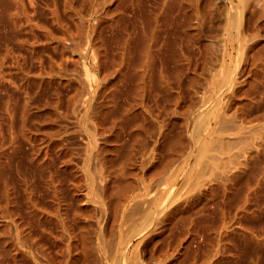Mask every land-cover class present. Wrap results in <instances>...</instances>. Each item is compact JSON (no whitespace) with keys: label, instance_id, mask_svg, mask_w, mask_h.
<instances>
[{"label":"bare ground","instance_id":"obj_1","mask_svg":"<svg viewBox=\"0 0 264 264\" xmlns=\"http://www.w3.org/2000/svg\"><path fill=\"white\" fill-rule=\"evenodd\" d=\"M222 1L226 8L218 13ZM27 2L0 0V7L8 8L4 13L7 15L9 11L7 17L3 14L4 20L14 27L29 24L32 17ZM73 3L74 0H66L76 30L65 27L66 23L62 27L64 35L56 36L57 45L51 43L54 48L61 49L62 58L59 56L55 62L45 60L32 74L23 73L34 84L33 99L29 96L33 101L29 103L24 99L28 101L24 105L18 99L24 105L21 107L18 103L22 108L19 115L13 113L16 111H12L13 108L12 112L7 110L15 114L8 113L15 117L11 123L15 139L23 137L30 144L27 159L34 166L23 170L30 187L22 201L13 196L10 187L7 188L8 183L0 189V254L9 252L14 259L12 264H159L165 252L173 253L172 257L168 255L171 259L167 262L168 256L165 258L164 254L165 264H179L181 251L188 250L195 227H209L216 221L214 218L209 223L215 214L211 213L214 207L210 205L221 207V199L231 203L239 195L238 184L242 185L247 175H253L255 167L263 162L260 159L264 156V111L261 113L258 106L260 113H256L253 108L255 89L252 91L249 87L253 86L249 85L253 79L249 82L246 76L252 70L250 65L259 69L257 63L264 57V0H124L133 17L126 31L118 28L115 40L105 37L104 20L92 22L90 18L88 24L83 23L84 16ZM54 11H58L57 8ZM60 17L59 11L53 14L59 24ZM113 18L108 16L110 28L117 31V16ZM193 29L197 35H207L203 45L204 62L198 76L190 74V78L184 80L179 59L180 54L185 57L188 53L186 57L191 61ZM47 37L49 41L55 38ZM112 42L116 43L117 52L111 49ZM6 52L4 54L8 55ZM69 55L75 62L66 59ZM159 57L173 60L177 68L159 70ZM192 68L195 72L198 64L189 67ZM257 73L253 77L258 78ZM263 86L260 93L264 92ZM239 89H242L241 95ZM41 93L46 95L40 98ZM5 97H2L4 101ZM9 98L7 96L6 101ZM10 102L6 104L9 106ZM233 103H236L235 110H232ZM160 113L169 119H161ZM71 136L80 141L79 147L69 144V140H73ZM163 143H167L166 151H162ZM162 152H166L165 155ZM259 171L256 172L258 176ZM41 179L45 181L44 199L47 201L35 196L37 181ZM257 179L255 187L261 185L259 180L264 178ZM244 186L245 183L241 187L247 189ZM248 190L238 199L241 205L234 208L242 213L240 217L254 207L249 205L251 189ZM255 198L252 201L255 202ZM208 206L212 208L210 213L206 211ZM226 210L224 208V213ZM256 211L253 208L250 213ZM207 213L213 215L209 218ZM235 216L233 221L227 219L228 222L234 223V219L239 218ZM223 218L220 214L211 226L218 230V236H229L235 228ZM248 220L251 222L249 217ZM38 224L42 225L40 232L35 228ZM177 229H182L185 236L181 233L182 241L179 240L181 234L180 238L177 236L182 248L178 247L180 255L176 256V242L169 237L172 238ZM203 230L199 234H203ZM247 233L250 232L246 230ZM212 234L215 232L205 237ZM221 238L225 240V236ZM252 238L255 243V237ZM261 238L258 237V241L264 243V236ZM166 240L169 244L164 249ZM249 241L245 243L252 242ZM200 245H197V253ZM220 246L224 247L225 243ZM162 249L163 254L159 255ZM221 249L220 252H226L224 257L229 256L227 248L224 252ZM209 250L201 256L207 255L210 259L218 256H212ZM236 252L234 256H238ZM262 258L254 262L257 264ZM226 262L228 264L227 259ZM217 263L221 262L217 260ZM0 264L8 263L0 261Z\"/></svg>","mask_w":264,"mask_h":264},{"label":"rangeland","instance_id":"obj_2","mask_svg":"<svg viewBox=\"0 0 264 264\" xmlns=\"http://www.w3.org/2000/svg\"><path fill=\"white\" fill-rule=\"evenodd\" d=\"M26 1H28L26 4H27V6L29 5L30 7H28L30 10V13H31V15H30V18L32 19L30 22H29V24L25 21V15L23 16L24 18H23V22H26V25H25V23L23 24V23H21L23 26H19V27H14V25L13 24H10L9 25V23H7V21H5L4 20V17H5V15H6V13H4V12H6V11H4V10H8V8H5V7H0V52H1V54H0V59H5L6 58V60H1L2 62H4V61H6V62H8V63H6V62H4V63H2L1 61H0V63L4 66V67H2V65L0 64V73H1V75H0V163L2 162V168H0V174H1V177H0V182L2 183L1 184V190H3L2 189V187L4 188L5 186L4 185H6L7 183L9 184V186H7V188H9L10 187V189L12 190V192H13V196H15V197H17L19 200H21V199H24V197L27 195V188L28 187H30L28 184H27V180H25L24 179V176H23V173H24V171L23 170H25L26 168H30V167H32V166H34L33 164H31V162H30V160L29 159H27V155H28V152H29V150H30V144H29V142H27L23 137H19V138H17V139H15V137H14V134H13V129H12V121H13V119L15 118H12V116H14L15 114H11L10 112H12V111H15V112H13V113H17L18 112V115H19V113H20V108L22 107V105L24 104L25 105V103L27 104V102L29 101V103H30V101L33 99V96H34V89L32 88V87H34V84H32V82H30V81H28V79H26L25 78V76L26 75H24V74H27V73H31L32 71L34 72V71H37L38 69L37 68H39V66H40V62H46L45 60H47V62H53L55 59H57V60H59V56H61L62 54H61V49H57L56 47V49L53 47V45L54 44H56L57 45V43H58V37L60 36L61 37V35H64V33H62V29H64V28H62L63 26H65V24H66V26L65 27H69V28H71V30H76V27H74L75 26V23H74V20L72 19V17L70 18L69 16H70V9H69V7L68 8H66L67 6H66V0H25V2ZM76 2V3H75ZM73 4H76V6H77V8H78V10H79V12H81L80 14L82 15V16H84L83 17V19H82V21H83V23H86V24H88L89 22V20H90V18H92V22L94 21V20H97V19H99V20H104V28H103V33H104V35H106L105 37H108L109 39H114L115 40V38H116V36H117V32L119 31V29L118 28H122V31H126L127 30V28H128V25L130 26V20H131V18L133 17L132 16V12H130L128 9V6L127 5H125L124 4V0H74V3ZM219 5L221 6V8H219V10H218V13H220V12H222L225 8H226V3H223V1L222 2H220L219 3ZM1 6V5H0ZM57 6V7H56ZM5 8V9H4ZM56 8H57V10L59 11V15L61 16L60 17V24L57 22L58 21V19L57 20H54L53 19V14H55V12H58V11H54V10H56ZM77 8H76V10H74V11H77ZM53 9V10H52ZM95 9L97 10V13H95ZM66 11H67V13H66ZM7 13L9 14V11H7ZM95 13V14H94ZM119 13H120V16H118L119 15ZM3 14H5V15H3ZM7 14V15H8ZM131 14V15H130ZM7 15H6V17H7ZM68 15V16H67ZM92 15H93V17H92ZM123 15H124V17H123ZM4 16V17H3ZM79 16V15H78ZM108 16L109 17H114L113 19H115L116 18V16H117V18H116V20H118V22H116L115 24H116V29H117V31L116 30H113L112 28H110V20L108 19ZM132 16V17H131ZM63 17V18H62ZM62 19V20H61ZM78 19H80V17H78ZM73 20V21H72ZM224 22V18H223V20H222V23ZM30 23H31V25H30ZM222 23L221 22H219V26H221L222 25ZM63 24V25H62ZM74 24V25H73ZM72 25H73V29H72ZM30 26V27H29ZM24 27V28H23ZM184 29H186L185 27L183 28V30H182V33L184 34V32H185V30ZM43 30V31H42ZM46 31V32H45ZM44 32H45V34L47 33H49V35H45L44 34ZM52 33V34H51ZM181 33V34H182ZM192 33H193V37H192V40H193V43H192V47H190V49L192 50V52H190V55H191V61H190V58H189V61H188V59H187V57L186 56H188V53L186 54V56L184 57L182 54H180L181 56H180V59L179 60H181L180 61V66H182V74H181V76H182V79H184V80H187L188 79V77L190 78V74L192 75H197V74H199L200 73V71H202L201 70V67L203 66V64H201V63H203L204 62V54H205V50H204V43L205 42H207L206 41V39H207V35H200V34H198L197 35V33H196V31L193 29V31H192ZM191 33V34H192ZM55 35V36H54ZM76 35H77V37H78V33H76ZM36 36H38V37H36ZM47 36H50V37H55V38H53V40L52 39H50V41H49V38L47 37ZM56 36H58L57 38H56ZM40 37H41V40H40ZM43 37H45V39L43 38ZM47 38H48V40H47ZM28 42H27V41ZM38 40V41H37ZM43 40H45V41H43ZM9 41H11L13 44L11 45V43H9ZM37 41V42H36ZM55 41H57V43L54 42ZM17 42V43H16ZM44 42H45V44H44ZM47 42V43H46ZM9 43V44H8ZM14 43H15V45H14ZM51 43L53 44V45H51ZM67 44H69V42H67ZM13 45H14V47H13ZM55 45V46H56ZM115 45H116V43L115 42H112V45H111V49H113V52H117L116 51V49H115ZM9 48H8V47ZM10 46H11V48H10ZM8 49H7V48ZM5 48V49H4ZM8 50V51H10V49L12 50L13 49V51H15V52H9L8 53V51L6 52L5 50ZM6 53H8V55H6V54H4L5 52ZM60 50V51H59ZM190 50V51H191ZM203 51H204V53H203ZM4 52V53H3ZM60 52V53H59ZM2 53L4 54V56H2ZM11 53H13V54H11ZM59 53V54H58ZM61 54V55H60ZM75 56L77 55L76 54V52H74L73 53ZM11 55V56H10ZM8 56V57H7ZM70 56H72V55H69L68 57L67 56H64V58H66V59H69V58H71ZM183 56V57H182ZM263 56H264V53H263ZM50 57V58H49ZM52 57H54V58H52ZM59 57V58H58ZM7 58H9L8 60H7ZM61 58H62V56H61ZM264 58V57H263ZM262 58V59H263ZM50 59V60H49ZM53 59V60H52ZM262 59H261V61H262ZM13 60V61H12ZM40 60V61H39ZM57 60H55V61H57ZM179 60L178 61H176V62H179ZM264 60V59H263ZM19 61V62H18ZM54 61V62H55ZM261 61H259L260 63H257V64H259V65H257L256 64V62H255V65H257L258 67L257 68H259V69H256V66H254V64L253 65H250V67H251V69L252 70H250V72L251 71H253L255 74H253L252 72L250 73V72H248L249 74H247V80L249 81L250 79H253V80H250L251 81V83H249V85H253V86H249V85H247V86H249V87H251V89L252 88H254L255 90H257V91H255L254 89H252V91L254 90V92L252 93L253 94V97H254V100H255V103H254V109H255V111H256V113H260L261 111L263 112L264 111V104H262L261 102L262 101H264V92H262V93H260L261 92V88H262V86L264 85V61H262L263 63H261ZM10 62V63H9ZM12 62V63H11ZM14 62V63H13ZM59 62V61H58ZM60 62H63V60H61L60 59ZM69 62H75V58L73 59V58H71L70 60H69ZM238 63H240V62H238ZM7 64V65H6ZM39 64V65H38ZM197 65L198 64V69L197 70H195V72H194V69L192 68V70H190L189 69V67L191 66V67H193L194 65ZM263 64V65H262ZM6 66V67H5ZM253 66V67H252ZM262 66V67H261ZM1 67L4 69V71L1 69ZM261 67V68H260ZM24 68V69H23ZM167 69V68H172V69H174V68H177V64L173 61V60H167L166 58H162V57H159V70L160 69ZM33 69V70H32ZM248 69H250V68H248ZM26 70H29V71H26ZM256 70H258L259 72L257 73V71ZM198 72V73H197ZM24 73V74H23ZM256 73H257V76H258V78L256 77V76H254L253 77V75H256ZM5 75L4 77L2 76V75ZM32 74V73H31ZM250 77H249V76ZM198 76V75H197ZM253 77V78H252ZM249 78V79H248ZM263 78V79H262ZM255 79V80H254ZM262 79V80H261ZM23 80V81H22ZM25 80V81H24ZM257 80H259V81H257ZM260 80L262 81L261 83L262 84H258V83H260ZM249 81V82H250ZM252 81H254V84H253V82ZM257 81V82H256ZM256 84V85H255ZM257 87V89H256V87ZM260 86V88H259V86ZM18 88L20 89V90H18ZM240 88V87H239ZM248 88V87H247ZM240 91V95H241V92H242V89H239ZM259 90V91H258ZM20 91L22 92V93H20ZM237 91H238V89H237ZM263 91H264V86H263ZM255 92H257V94L259 95V97L257 96V94H255ZM255 94V95H254ZM262 94V95H261ZM32 95V96H31ZM46 94L45 93H41V94H39V97L40 98H43L44 96H45ZM6 96V97H5ZM7 96L8 97H10L9 99L10 100H8L7 99V101H6V98H7ZM29 96L32 98H29ZM256 96V97H255ZM263 97V98H260V97ZM2 97L4 98L5 97V101H4V99H2ZM38 97V99H40ZM257 98H259V99H257ZM18 99H19V101L20 102H23V104L22 103H19L18 102ZM24 99H27L28 101H24ZM261 99V100H260ZM4 101V102H3ZM11 101V102H10ZM33 101V100H32ZM31 101V102H32ZM7 102H10V103H8L9 104V106L6 104ZM21 104V107H19L20 105L19 104ZM28 103V104H29ZM258 103V104H257ZM264 103V102H263ZM16 104V105H15ZM18 104V105H17ZM235 104L236 103H233L232 105L234 106V108H232V110H235L236 109V107H235ZM6 105L8 106V107H6ZM23 105V106H24ZM13 106V107H12ZM15 106V107H14ZM232 106V107H233ZM258 106H260V108L262 109H258ZM9 107H11V108H9ZM8 108V109H7ZM12 108H13V110H12ZM15 108V109H14ZM17 108H18V110H17ZM22 109V108H21ZM10 111V112H8V111ZM12 110V111H11ZM260 112H259V111ZM261 112V113H262ZM8 113H10V115H12V116H10ZM256 113H254V114H256ZM163 114L162 113H160L159 114V116H160V118L162 119V117H163V119H169L168 117H167V115H165V113H164V115L165 116H162ZM10 116V117H9ZM11 118H12V120H11ZM19 118V117H18ZM176 119V118H175ZM174 119V120H175ZM70 139L71 138H73V140H74V138H75V140L73 141L72 139V141H70L69 140V144H74L73 146L74 147H76V146H80V141H78V139H76L77 137H73V136H71V137H69ZM75 141H76V144H75ZM72 142V143H71ZM78 142V143H77ZM167 145V143H163L162 144V151H166V146ZM78 146V147H79ZM16 147H18V149L17 150H15V148ZM166 148V149H165ZM162 153H164L163 155H165V153L166 152H162ZM264 156H262V159H260V160H262L263 162H264ZM263 162H260L261 163V166H260V164L258 165V166H260V167H255V169H254V171L252 172V174L253 175H247V179L245 178V180L243 181V183H242V185H241V183H240V185L238 184V187L240 188V191H239V195L238 196H236L237 197V199H236V197L235 198H233L232 200H231V203L229 204L228 203V201H224L223 199H221V201H220V204H222V208L224 207L225 208V210H226V208H227V213H224L225 211H224V208L223 209H221V207L219 206V207H217L218 205H215V204H211L210 206L213 208H210V206H208L209 208H207V210L206 211H208V210H210V209H212L213 211L211 212V210L208 212V213H213V212H215V214L216 215H218V217L217 216H214L213 214H209L208 215V213H207V215H208V217L210 218V215H213V216H211V218H210V222L209 223H211L212 221H213V219L215 218V220L217 221V218H219V215L221 214V216L222 217H224L223 219H226L225 221H227L228 222V220L227 219H229L230 220V218H231V221H233L232 220V217H234L235 216V214H237L238 216H239V218L238 219H240L241 218V220H242V217H243V220L241 221V220H238V219H234V223L233 222H228L230 225H231V227H233V228H235L234 229V232H232L233 234H231V233H229V236H228V234H226V235H223V236H225V240H222V238L221 237H223V236H218V232H216V231H218V230H214L213 229V226H211V225H213V224H215L216 223V221L215 222H213V223H211V224H209V227L207 226H201L200 227V225H198L197 227H195V233H193L192 235H193V237H191V243L190 244H188V250H186V253L187 254H189V252H190V254L189 255H187L186 253H184L183 251H185V250H180L181 251V253H182V255H180L179 253L177 254V250L180 248H182V245L181 244H179L178 242H181L182 241V239H184L183 237L185 236V234H183L184 233V231L182 230V229H177L176 231L178 232V234H176L175 235V233H176V231H175V233H174V235L172 234L171 235V237L173 238V236H175L174 238L176 239H172V238H170L169 237V240H172L173 242H176V244H175V255L177 256V255H180V256H182V259L180 258V260L182 261H180L179 260V264H183V263H185V264H198L199 262H200V264H215L216 262H217V260H218V262L220 261L221 263L220 264H227V262H226V259H227V261H228V264H234V262H235V264L236 263H240V264H244V262H245V264H256L255 262H254V260H256L257 259V261L259 260V258H261V257H264V254L261 252V251H264V250H261V249H263L264 248V243H261V241H258V237H259V239L262 237L263 238V236H264V183L262 184V181H264V179L262 180L261 178H264V172H261V171H263V169H264V166L262 167V165L264 164ZM263 163V164H262ZM256 168H259L258 170L256 169ZM1 169H2V171H1ZM261 169V171H259ZM258 171H259V176L257 175V173H258ZM257 172V173H256ZM261 174H263V176H260ZM3 175H4V177H3ZM258 176V177H260V179L261 180H259V182L261 181V185H259L258 187H255L256 185H258V177L256 178L255 176ZM251 176H253V178L251 177ZM2 178H3V180H2ZM252 178V179H251ZM256 178V179H255ZM249 179V181H247ZM251 179V180H250ZM257 182H256V181ZM2 181H4V182H2ZM39 184H38V187H37V190H35V196H37V197H39V198H41L42 199V201H47L46 199H44V197H45V195H46V192H47V189H46V187L44 186V180L43 179H41V180H38L37 181ZM249 182H251V183H249ZM4 183V184H3ZM41 183V184H40ZM245 183V185L247 186V189H245L244 190V188H242L243 187V184ZM257 183V184H256ZM7 184V185H8ZM252 186H251V185ZM256 184V185H255ZM3 185V186H2ZM251 187H250V186ZM255 185V186H254ZM242 186V187H241ZM246 186H244L245 188H246ZM249 186V187H248ZM238 187L236 186V190L238 191L239 189H238ZM40 188V189H39ZM242 188V189H241ZM252 188H254V190H252ZM39 189V190H38ZM248 189H251V194L249 195L250 196V201H249V205H251V207L252 206H254L253 208H254V211H256L255 209H257V211H256V213L254 212V213H250L251 212V210L253 211V208H251V210H248L247 211V214H251L250 216H248L246 213H244L243 214V216L242 217H240L241 216V214H239L238 213V211L236 212V209H237V205H241V203H238L239 202V200L238 199H240V197H241V195L243 194V193H245L246 192V190H248ZM244 191V192H242V191ZM248 191H250V190H248ZM254 191V192H253ZM250 193V192H249ZM257 193V194H256ZM26 194V195H25ZM256 194V195H255ZM252 196H254L253 198H252ZM256 197V198H255ZM255 198V202L254 201H252L253 199ZM44 199V200H43ZM236 200V201H235ZM22 201V200H21ZM235 201V202H234ZM222 202V203H221ZM232 202H233V204H232ZM240 202H241V200H240ZM25 203V202H24ZM24 203H22L23 204V206H25V204ZM47 203V202H46ZM235 203H238V204H235ZM251 203H253V205L251 204ZM254 203H255V205H254ZM225 204H227L226 206H225ZM229 204V205H228ZM231 204L233 205V206H231ZM212 205H215V206H212ZM234 205H236V207L234 206ZM231 208H230V207ZM229 207V208H228ZM85 208H86V206H85ZM232 208L234 209V208H236V209H234V210H232ZM215 209H217V212L215 211ZM218 210L220 211V210H222V211H220V213L218 212ZM241 210V209H240ZM222 212V213H221ZM234 212V213H233ZM236 212V213H235ZM246 212V211H245ZM249 212V213H248ZM223 213H224V215H228V214H230V217H229V215L228 216H224L223 215ZM254 214H256L255 216L257 217H254V216H252V215H254ZM257 214H259V215H257ZM263 214V215H262ZM233 215V216H232ZM244 215H247L248 217H249V219L251 220V222L248 220V217L247 216H244ZM232 216V217H231ZM238 216H235L236 218L238 217ZM250 217H252V218H250ZM254 217V218H253ZM259 217V218H258ZM244 218H247V219H244ZM262 218V219H261ZM212 219V220H211ZM255 219H258V221H256L255 222ZM261 219V220H260ZM245 220V221H244ZM236 221H237V223H236ZM246 221H248L249 222V224L251 225H249L248 226V224H246L245 222ZM254 221V222H253ZM226 222V223H227ZM241 222V223H240ZM242 222L245 224V227H244V225L242 224ZM247 222V223H248ZM235 223H236V225H235ZM240 223V224H239ZM256 225H255V224ZM234 224V225H233ZM237 224H238V227H236L237 226ZM246 225L248 226V227H250L249 229H247L248 227H246ZM254 225V226H253ZM239 226H241V228L239 227ZM243 226V227H242ZM200 228V230H198L199 228ZM204 227V228H203ZM211 227H212V229H211ZM253 227H255V229L256 230H258V231H260V232H258V231H255V229L253 230V232L251 231L252 229H253ZM36 230L37 231H41L42 230V225H40V224H38L36 227ZM198 228V229H197ZM237 228H239V229H237ZM244 228V229H243ZM204 229V230H203ZM208 229V230H207ZM209 229H210V232L211 233H214L215 232V235H211L210 237L212 238H210L208 235L210 234V232H208L209 231ZM243 229V231H241ZM263 231H262V230ZM181 230H182V232H181ZM202 230L204 231L203 232V234H199V233H202ZM212 230V231H211ZM213 230H214V232H213ZM236 230V231H235ZM237 230H239V231H237ZM246 230L248 231V232H250V233H247L246 234ZM199 231V232H198ZM205 231H207V232H205ZM230 231H232V230H230ZM180 232V233H179ZM238 232V233H237ZM240 232V233H239ZM242 232V233H241ZM263 232V233H262ZM184 235H182V234ZM208 233V235H206V236H208V237H205V234H207ZM236 233V234H235ZM252 233V234H251ZM256 234V236H257V234H258V237H256L254 234ZM179 234H181L180 235V237H179ZM197 234H199V235H197ZM260 234H261V236H260ZM263 234V235H262ZM194 235H195V239H197V240H195L194 239ZM196 235L201 239V241L198 239V237L196 238ZM216 235H217V237H216ZM235 236V235H237V236H235V237H232V236ZM238 235H239V237L240 238H238ZM248 235V236H247ZM180 238H178V237ZM229 237V238H226V237ZM231 236V237H230ZM248 237V238H243V237ZM253 236V238L255 239V243L253 242V240H251V237ZM213 237H214V239H213ZM219 238V239H216V238ZM237 237V239L235 240V238ZM232 238H234V239H232ZM250 238V241H252V242H250L248 239ZM252 238V239H253ZM261 238V239H262ZM181 240V241H177V240ZM194 241H193V240ZM216 239V241H214ZM226 239H227V243H226ZM230 239H232V240H230ZM243 239L244 241H241V240ZM168 240V239H167ZM165 241V242H167L166 244L164 243V245H163V248L164 249H166V248H168V244H169V240L168 241ZM229 240H230V242L231 243H229ZM236 241V243H238L240 246L241 245H245L244 247H246L247 249L250 247V249H248L251 253H247L246 251H247V249H245L243 246L242 247H240V246H238V244L236 245V243H235V245H234V242ZM250 242V243H245V241L246 242H248V241ZM195 241H200V242H195ZM207 241V242H206ZM211 241V242H210ZM237 241H240V243L239 242H237ZM256 241H257V243H256ZM221 242L223 243V244H221ZM242 242V243H241ZM244 242V243H243ZM199 243V244H198ZM205 243H206V245H205ZM209 243H211L210 244V247L208 246V244ZM215 243V244H214ZM217 243H219V244H217ZM224 243H225V246H224ZM252 243V244H251ZM260 243L262 244V246H260L259 248H261L260 250H259V248L257 249V247L260 245ZM51 244V243H50ZM178 244V245H177ZM192 244V245H191ZM199 246L200 244V248L198 247V249H200V250H198L199 252L197 253V245ZM215 245V246H213V245ZM217 244V245H216ZM230 244V246H231V249H230V246L229 247H227L228 245ZM249 244H250V246H249ZM253 244H255V245H253ZM257 244V245H256ZM196 245V246H195ZM205 245V246H204ZM220 245H223L224 247H225V249H223L224 247H222V246H220ZM192 246V247H191ZM195 246V247H194ZM202 246H204V247H202ZM222 247V249L220 248V247ZM238 246V247H237ZM248 246V247H247ZM252 246V247H251ZM254 246V247H253ZM257 246V247H256ZM179 247V248H178ZM206 247H208V248H206ZM216 247V248H215ZM240 247V248H239ZM256 247V248H255ZM263 247V248H262ZM203 248H205L206 249V251H203ZM219 248V249H218ZM228 249V255L229 256H225L224 257V255H226L225 253H222V252H220L219 250L221 249V250H223V252L224 251H227V249ZM232 248H233V250H232ZM236 248H239V249H237L236 250ZM245 250H244V249ZM252 248H254V249H252ZM164 249H162L161 251H159V255H161V253L164 251ZM191 249H192V254H193V256H194V258H193V256H191L192 254H191ZM195 249V250H194ZM204 249V250H205ZM209 250V253H211L212 254V256H214V255H218V256H221L222 258H218V256H214L215 257V259H214V257L212 258V259H210V257H208L207 255H204V254H202V255H204V256H206V257H202L201 256V253H204L205 252V254L207 253V251ZM214 249H215V251H214ZM216 249H218V250H216ZM230 249V250H229ZM240 249H243V250H240ZM259 250V251H257L256 252V250ZM190 250V251H189ZM253 250V251H252ZM1 251H2V248H0V253H1ZM189 251V252H188ZM196 253H194V252ZM211 251V252H210ZM216 251H217V253H216ZM232 251H237L236 252V254L238 255V256H234L235 255V252H231ZM245 252V253H242V252ZM248 251V252H249ZM238 252L239 253H242V254H238ZM252 252L254 253V254H256V255H254V254H252ZM261 252V253H260ZM164 254H165V258L168 256V255H171V254H173V253H169V254H166L165 252H163ZM162 253V254H163ZM208 253V255L209 256H211V254H209ZM216 253V254H215ZM219 253V254H218ZM234 253V254H233ZM257 253H259V254H257ZM164 254L163 255H161L162 256V258L161 257H159V258H161V259H159V260H161L160 262H159V264H165L164 262L165 261H163L162 259L164 258ZM184 254H185V256L186 257H183L184 256ZM224 254V255H223ZM233 254V255H232ZM243 254H245L246 256H248L247 258H246V256L245 255H243ZM248 254V255H247ZM250 254H252L253 256H250ZM200 255V256H199ZM223 255V256H222ZM231 255V256H230ZM242 255V256H241ZM261 255V257H259ZM173 255H171V257H172ZM188 256H189V258H188ZM198 256V257H197ZM234 256V257H233ZM239 256H241V257H239ZM169 257V258H168ZM167 257V259H165L166 260V262L168 261V260H170L171 258H170V256H168ZM201 257V259H199ZM216 257H217V259H216ZM253 257H256V258H253ZM192 258V259H191ZM196 258L199 260H196ZM207 260H206V259ZM208 258H209V260H208ZM226 258V259H225ZM230 258V259H229ZM235 258H237L238 260L236 261V260H234ZM242 258V259H241ZM248 258H253V259H248ZM195 259V260H194ZM223 259V260H222ZM240 259H241V262H240ZM185 260V261H184ZM190 260H192V262L190 261ZM202 260H203V263H202ZM205 260H206V262H205ZM213 260V263L211 262ZM225 260V261H224ZM229 260H233V261H229ZM242 260H244V262L242 261ZM262 260V261H261ZM0 261H5L6 263H8V264H12L13 263V261H14V259H13V257H12V255L9 253V252H7V254L6 255H3V254H0ZM198 261V262H197ZM215 261V262H214ZM181 262V263H180ZM195 262H197V263H195ZM223 262V263H222ZM218 264V263H217ZM257 264H264V258H262V259H260V261L257 263Z\"/></svg>","mask_w":264,"mask_h":264}]
</instances>
